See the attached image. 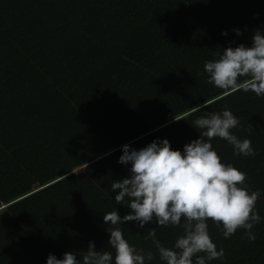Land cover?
Listing matches in <instances>:
<instances>
[{"label":"crops","instance_id":"1","mask_svg":"<svg viewBox=\"0 0 264 264\" xmlns=\"http://www.w3.org/2000/svg\"><path fill=\"white\" fill-rule=\"evenodd\" d=\"M28 1L29 3H27ZM28 1H8L6 6L0 10V12L22 13L25 12L24 9L31 8L33 11H29V13L35 15L30 18L33 23L30 24L31 31L29 32L19 28L25 25H13V27H7V29H2L0 25V32L3 35V37H0V68H2L0 72V100L3 101V103L0 104V112H13L15 110L14 107L19 105L24 111L25 116H34V122L38 121L40 124L42 123L43 129H46L47 120L62 112L63 98L66 101V107L63 109V112L70 111L71 108L74 107L75 112L78 110L83 111L90 122V129L87 133L72 138V141L79 144L80 140L82 144V139H84L86 141L85 144H90L92 147L91 150H84L83 152L78 151L79 156L73 160V156L76 152H74L72 156L69 152L70 147L66 148L64 146L70 156H60L54 159L52 153H50L53 146L50 149L39 147L38 144L46 140H41L40 142L38 139L28 136L25 139V144L29 146L27 151L31 153V156L27 157L26 154L22 152L14 156L18 161L26 165L28 172L31 174L30 177L33 179L32 189L22 193L18 191L12 194L6 193L5 196H7V203L11 205L8 206L20 220L30 228L41 242L46 246L50 245L48 246L50 249L51 246L54 245L55 252H53L58 258H63L62 250L68 252L70 250L73 251V248H63L60 250V248L63 247L62 244L57 245V242H46L43 230L45 231V229H48L50 232L51 227H48L47 224L36 226V223L32 221L33 212L27 211L25 208L28 201L43 199L45 197V194H43L45 190L54 191V205L61 208L62 214L59 220L64 219V221H62L64 225L68 226L77 221L82 222V219L85 220L88 216V226H79V230H85L87 228L84 232H98L101 228H99V225L93 220L94 216L97 217L98 212V210L96 211V209H93L96 205V200L100 199L106 205H110V201L114 203L115 199L110 198L85 173V166L93 160L95 161L105 155L111 154L123 145L129 144L147 133L169 124L175 118L188 113L190 109L196 107L201 102H196L192 105L190 103V105H188V101L185 105L160 108L156 110L154 115H148L149 109L142 104L144 103V97H146L149 89H147L145 95L142 93L135 94L130 83L125 82L124 85L120 86L121 93L119 95H117L119 90L115 89L112 92L114 96L122 97L124 102L119 109L123 112L119 114V116H116L118 113L117 111L114 113V116L103 121L98 120L92 114H87L84 111V107H82V103L76 100L77 96L73 95V93L78 94V91L84 88L88 80H91L89 79V75L93 73L96 76L102 74V78L105 81H107V79L113 80V76L119 75H128L132 78V76H135L131 75L132 72H135L138 78H140V76L149 78L153 73L155 76L157 75L158 77L161 76V78H164L160 74V70H164V66L168 64V62L165 61L171 56L173 50L169 49L170 54L167 55L155 54L151 50L146 52V50L151 45L164 47L165 45L163 44L170 45L171 43L179 48L183 47L181 49L183 50L185 47L183 44L185 43L173 37L172 34L168 35V31L164 26L159 25L160 21L162 23L163 20H159L158 16L165 15L161 10L136 9L140 11L139 14L137 11L118 3H113L124 13L120 15L117 20L114 18V20L110 21L109 12H103L101 10L93 11L91 20L87 21L84 18L86 8L84 4L81 6L79 4L76 5L78 1L60 0V2L56 3L54 0ZM70 2H74L75 7L72 5L70 9H67ZM155 16H157L156 20L150 19L155 18ZM145 17H148V19ZM21 18L22 14L14 23L19 22ZM115 23L120 24L117 25V32L110 26ZM52 24L58 29L56 34H54V38L56 39H51L50 37ZM80 26L87 31L85 38L84 36L81 37L82 31L77 29ZM163 36L167 39L166 41ZM53 40L60 41V43L51 46ZM248 45L250 46L251 43L248 42ZM146 47L147 49H145ZM36 48L40 49L41 53H44L45 61L47 59L52 62L51 68L48 69V71H46L45 68H41L42 72H37L36 69H33V73L29 78L26 79V77L23 76L20 83L15 85L14 81H11V78L16 75L13 71L18 69L12 67L18 65L20 68H23L22 66L29 68L33 60L28 58L24 59L22 57L26 52L28 56H34V53L37 51ZM72 49H76L77 52L73 56L66 52V50ZM55 54H58L59 57H55L53 60L52 57H54ZM83 54L84 56H82ZM196 54L198 55V52ZM47 56L49 57L47 58ZM147 65H149V67H146ZM141 66L143 69H141ZM163 74L166 73L164 72ZM37 76L39 77L38 82ZM174 84H176V82ZM10 87H12V89ZM217 89V93L213 95L214 97L225 94L224 90H219L220 88ZM174 90L182 93V97L186 96L184 92L185 89L182 85L175 86ZM193 95L199 96V94ZM192 99L196 101L195 98ZM207 101H209V99L205 100V102ZM127 102H129V105ZM58 106L61 108L58 109ZM172 108L177 111V115L176 117L174 116L175 118H170L168 120L167 116L170 113L167 112ZM179 111H181L180 115L178 114L180 113ZM25 121L26 118L22 121L23 126ZM59 123L60 127H62L64 121H60ZM110 128H121V130L117 133H113V130ZM45 134L46 132H42L40 138H45ZM90 134H92L91 138ZM113 138L117 139L113 140ZM55 140L56 138L53 137V141ZM108 144L112 145L109 150L106 148ZM50 145L51 144H49V146ZM65 145H68L67 141H65ZM96 147H98L97 150H95ZM60 152H62V149ZM97 154V157L91 159V157ZM18 155H20V158ZM62 158L66 160L63 166ZM71 160L72 162H70ZM81 166L82 172L79 176H75V174L70 175ZM72 176H74L73 178L75 179V188L69 190L68 194H65V197L61 192H57V189H60L62 184L71 180ZM62 202H66V205L61 206ZM20 204L21 206L16 209ZM89 205L92 208V212L86 215L84 211L86 209L88 210L87 207ZM4 206H7V204ZM22 206L24 210H21ZM28 216H30V220ZM72 219L78 220L73 221ZM82 225L84 224L82 223ZM89 229L90 231H88ZM98 234L100 236H103V234L104 236H110V233L107 231ZM221 240L250 243V241H239L229 238ZM58 246L60 247L59 249L56 248ZM0 264L6 263L0 258Z\"/></svg>","mask_w":264,"mask_h":264},{"label":"clouds","instance_id":"2","mask_svg":"<svg viewBox=\"0 0 264 264\" xmlns=\"http://www.w3.org/2000/svg\"><path fill=\"white\" fill-rule=\"evenodd\" d=\"M234 31L242 34L239 29ZM222 34L227 35V31ZM215 55L217 59L204 64L209 84L224 90L225 95L243 90L264 96V31L254 32L251 46L243 43L229 46ZM191 124L200 135L185 144L183 150L173 149L168 139L154 140L138 150L131 144L122 146L123 154L118 162L131 165L130 175L114 181L111 189L116 204H123L131 211L123 217L118 210L110 211L103 215L104 224L117 226L135 221L143 228L155 220L157 227H182L183 234L173 247H166L156 238L157 227L149 229L145 239H152L154 253L137 249L120 227H107L108 244L115 252L114 264H148L156 254L165 264H207L222 260L225 250H218L213 242L209 220L217 227L222 226L225 238L243 229L250 242L256 240L252 229L262 219L256 208L261 192L250 190L247 173L223 162L211 143L221 138L233 146L234 155L254 157L257 153L251 140H241L232 133L240 121L227 108L222 113H205ZM47 264H113V253L97 250L95 241H90L82 262L75 252L68 251L62 259L50 254Z\"/></svg>","mask_w":264,"mask_h":264},{"label":"trees","instance_id":"3","mask_svg":"<svg viewBox=\"0 0 264 264\" xmlns=\"http://www.w3.org/2000/svg\"><path fill=\"white\" fill-rule=\"evenodd\" d=\"M129 9L161 10L165 15L162 26L173 37L182 40L186 45L199 49L198 53L205 57L214 58L216 52H223L225 46L229 47L231 34L234 33L248 45L252 43V36L256 30L264 31V0H113ZM155 18H150L156 20ZM159 17V16H158ZM148 19V17H145ZM149 19V20H150ZM160 19V20H161ZM161 23V21H160ZM221 26L220 32L213 30L215 39L223 35V43L216 42L213 37H208L210 24ZM236 29L242 34L238 35ZM199 36L206 38L204 43H199ZM17 106V107H16ZM14 107L12 115H0V192L19 193L32 189L33 179L25 164L14 156L23 152L19 143L25 127L24 111L19 105ZM20 109H19V108ZM227 108L241 122L240 126L232 129V133L239 139L248 138L252 142L257 155L236 156L234 148L226 140L215 138L211 141L214 150L221 156L223 162L247 173V184L250 190H259L264 199V96H256L254 92L236 91L228 95H218L207 102L198 104L188 113L174 119L169 124L163 125L152 132L132 141L134 149H140L154 140L168 139L173 149L183 150L184 145L199 138V130L192 126V121L208 112H219ZM198 109V110H197ZM2 112H0L1 114ZM24 115V116H23ZM22 117V119H20ZM12 129V133L2 130ZM27 130V129H26ZM23 132V133H22ZM27 138V136H26ZM25 138V139H26ZM25 142V140H24ZM28 145H26V150ZM123 154L120 147L111 154L93 160L85 166V173L110 197L114 199L115 193L111 189L114 181L130 175V164L119 163ZM20 158V155L18 156ZM28 172V173H27ZM4 173H6L4 175ZM22 183H18L19 178ZM8 200H0V258L6 264H47L50 254L48 246L28 228L20 218L7 205ZM217 249L223 248L225 254L236 251L238 257L229 256L222 260L208 261L207 264H264V246L253 243L216 241ZM147 251V250H145Z\"/></svg>","mask_w":264,"mask_h":264},{"label":"rangeland","instance_id":"4","mask_svg":"<svg viewBox=\"0 0 264 264\" xmlns=\"http://www.w3.org/2000/svg\"><path fill=\"white\" fill-rule=\"evenodd\" d=\"M8 1H14V0H0V10L4 8L7 4ZM24 1V0H22ZM28 1V0H27ZM56 2H60V0H54ZM73 1H78L76 3L79 4L80 6L84 4L86 11L84 18L89 21L91 20L93 11H108L109 12V18L110 21L114 20V18L117 20L120 15H123L124 13L120 11L118 7L115 6L116 3L113 0H73ZM29 3V1L27 2ZM112 4V5H110ZM72 5L75 7L74 2H70L69 5L67 6V9H70ZM114 5V6H113ZM25 12H0V25L2 29H7V27H13L14 26H23L24 27H19L21 30L25 29L27 32L31 31L30 24L33 22L30 20L33 16H35L32 13H29V11H33L31 8L30 9H24ZM22 14V18L19 22L14 23L16 19H18ZM164 16H159L158 19L160 20ZM163 23H159L161 25ZM117 25H120L119 23L111 24L116 31L118 28ZM52 32L50 34L51 39H56L54 38V34H56V31L58 30L57 27H54L52 24ZM209 31L206 33L208 37H214L213 35V29L218 30L220 32H223L221 30L220 25L216 24H210L209 26ZM78 30L82 31V36L85 38V34H87V31L82 27H78ZM117 32V31H116ZM166 33V32H163ZM167 34V33H166ZM171 33L168 32V35ZM222 34V33H221ZM79 35V34H78ZM232 40H229V46L236 47L240 44H245L242 41V38L237 36L236 34L232 33ZM0 37H3V35L0 32ZM165 41L167 40L165 36H163ZM224 36L223 34L215 39L216 42L223 43L224 41ZM199 43H204L206 38L199 36ZM60 43V41L53 40L51 46ZM252 44V43H251ZM165 45L164 47H158L155 45H151L148 49L147 47L145 49L146 52L152 51L155 54H160V55H167L170 54L169 49L173 50L171 52V56H169L165 61L168 62L166 66H164V70H160V74L162 75L161 78L158 77L157 75L155 76L154 73L151 74V77L149 78H143L140 76V78L136 77V73L132 72L130 76L126 75H119V76H113V80H108L105 81L102 78V74H98L97 76L93 74L89 75L88 82L84 86V88L80 91H78V94H74L77 96L76 100L80 103H82V107H84V111L87 114H92L95 118L98 120H103L105 121L107 118H110L111 116H114V113L118 111L116 116H119L123 111L119 110L121 106L124 104L122 97L120 96H114L113 91L119 90L117 92V95L121 93L120 86L124 85L125 82H129L130 85L133 87L135 94L142 93L145 95L147 89H149L146 97H144V103L142 104L143 106L147 107L149 109L148 115H154L156 113V110H159L160 108H166V107H175L177 105H185L188 101V105H191L196 102H205V100H210V98H213L214 94L217 93L216 90L217 87H215L213 84H209L207 82L208 80V74L204 70V64L206 61L210 60H215L217 57L215 56L214 58L212 57H205L204 55L198 53L196 54L199 49L196 47H191L189 44H183L185 47L183 50L182 48H179L175 46L174 44H163ZM246 45V44H245ZM249 46V45H246ZM251 46V45H250ZM227 48V45L225 46ZM51 49V48H50ZM36 52L34 53V56H28V53L26 52L25 55H23L22 58H28L34 61H32V65L29 68H26L25 66H22L23 68H20V66H13L12 68H17L18 70H14V74H16L13 78H11V81L13 80L15 85H18L21 81V79L24 77L29 78L32 73L33 69H36L37 72H42V69L45 68L46 71L50 69L52 62L46 59L44 60V53H41L40 49L36 48ZM53 51V50H52ZM67 54L73 56L76 54V49L72 50H66ZM53 53V52H52ZM50 56V55H49ZM47 56V58L49 57ZM53 56V55H52ZM84 56V54L82 55ZM55 57H59L58 54H55L52 59L54 60ZM34 58V59H33ZM52 60V61H53ZM146 67H149L147 65ZM11 68V69H12ZM42 68V69H41ZM141 69L143 67L141 66ZM2 71V68H0V72ZM166 74H163V73ZM120 77V78H118ZM38 76H37V82H38ZM36 79V77H35ZM244 78L242 77L241 80ZM176 82L177 85H182V87L185 89L184 92L186 93L185 97H182L179 91L174 90L175 86H177L174 83ZM12 89V87H10ZM187 90V91H186ZM222 90V89H219ZM104 91V92H103ZM196 94L199 96H195L193 94ZM195 98L196 101H193ZM134 100V98H133ZM119 101V102H118ZM203 101V102H202ZM3 101L0 100V104H2ZM129 105V102H127ZM66 101L62 98V112L54 115L51 117V119L47 120V127L46 129H43L42 123L40 124L38 121L34 122V116L31 117V115L24 116L26 118L25 124H24V133L21 137L20 140H18L16 143H19L21 146V149L23 150V154L25 153L27 157L31 156V153H29L26 150V144L24 142L26 136H30L32 138L38 139L40 142L41 140H46L45 142H41L38 144L39 147H44L46 149H50L53 146V149L51 150L50 153H52L54 159H57L60 156H70L68 152L66 151L68 147L70 154L74 158H77L79 156L78 151L83 152L84 150H91V145L85 144L86 141L82 139V144L81 141L79 140V144H76L75 142L72 141V138L79 137L80 135H85L87 131L90 129L89 125V119H87L85 113L83 111L78 110L74 111V107L71 108L70 111L63 112V109L66 107ZM187 105V107H188ZM186 107V108H187ZM61 108L58 106V109ZM176 112L175 110L169 109L167 113H170L167 116V119L169 120L170 118H175L176 117ZM179 115L181 114V111H179ZM4 113L2 112L0 115H12L15 116L16 114L14 113ZM63 114V115H62ZM65 116V117H64ZM115 116V117H116ZM175 116V117H174ZM22 119V117H20ZM60 121H64L63 126L60 127ZM241 124V122H240ZM27 129V130H26ZM113 130V133H117L121 128H110ZM3 132L7 131L9 133H12V129H3ZM42 132H46L45 138H40ZM92 134H90V138ZM53 137L56 138L55 141H53ZM117 138H113V140H116ZM65 141H67L68 145H65ZM49 144H51L49 146ZM66 148H65V147ZM29 147V146H28ZM112 147L111 144L107 145V149L109 150ZM62 149V152L60 150ZM98 147L95 148L97 150ZM33 151V149H32ZM101 152V151H100ZM101 155V154H100ZM19 156V155H18ZM97 155L91 157V159H94L97 157ZM2 155H0V160L2 159ZM62 158V166L65 165L66 160ZM72 162V160L70 161ZM81 165V164H80ZM82 166L77 168L74 173H71L70 175L79 176L80 173L82 172L81 170ZM6 173H4L5 175ZM69 175V176H70ZM72 176L71 180H68L66 183L61 185L60 189H57V192H61L63 196L66 197L68 194V191L71 189L75 188V179ZM20 180L17 181L18 183H22V178H19ZM58 183V182H57ZM45 194V197L41 200H33V201H28L26 204L25 208L27 211H32V221L36 223V226L38 225H45L47 224L48 227H51V230L49 232L48 229H45L44 233V238L46 242L50 243H56L57 245L62 244L63 247H56L57 249L60 248L62 250L63 248H69L72 247L73 251L78 255V259L82 261V254L85 252L88 247L90 241H95V246L97 250L100 251H111L113 253V257L115 256L114 250L111 248V246L108 244V241L110 239V236H100L98 233L100 232H106L107 227H120L125 238L132 244L134 245L137 249H143V250H151L154 253H156L155 245L153 244V241L151 238L145 239V236L147 235V232L149 229L153 227H157L156 221L153 220L152 223L145 224L143 228H141L138 224V222L132 221V222H125V224L117 225V226H112V225H105L103 221V215L113 211V210H118L119 214L121 217L124 215L128 214L131 210L127 208L123 204H116V202L112 203L110 201V205H106L104 202H102L100 199L96 200V205L93 207V209H96L97 212V217L94 216L93 220L96 224L99 225V228H101L98 232H84L87 230H79V226H88L87 219L89 218L87 216V219H82V222L77 221L74 222V224H70L68 226L64 225L62 221L64 219L59 220L61 218V208L58 206H55V193L54 191L51 190H45L43 192ZM66 194V195H65ZM7 199V196L5 194L0 193V200L1 202L5 201ZM110 200V198H109ZM61 206L66 205V202H62ZM7 205H10V203H7ZM11 206V205H10ZM21 206V204L16 208L18 209ZM88 210L86 209L84 211V214L88 215L91 214L92 208L89 205ZM91 208V211H90ZM256 208L259 212V215L261 216V222L256 224L252 231L256 235V240L254 242H250L253 244H256V246H264V199H258ZM15 209V210H16ZM23 209V206L21 208ZM95 211V213H96ZM16 212V211H15ZM25 212V211H24ZM17 213V212H16ZM18 214V213H17ZM28 219L30 220V216H28ZM78 220V219H72ZM81 224H79V223ZM183 218L181 223L183 224ZM82 223L84 225H82ZM209 224V232L210 235L213 239V242L216 244V241H219L221 239H226L221 231V227H217L216 224H214L211 220L208 221ZM90 231V229L88 230ZM157 239L164 244L166 247H173L175 240L183 234V229L182 227H175V226H167V227H157ZM241 237H244V239H241ZM50 238V239H49ZM52 238V239H51ZM229 239H234V240H239V241H249L248 238L245 236V230L243 229H238L237 232L230 237ZM68 245V246H67ZM50 246V245H48ZM52 253L56 255L54 245L51 246ZM54 251V252H53ZM71 251V250H70ZM67 251H63L64 253ZM236 251L231 250L229 251V256L232 257H238L236 254ZM203 255V254H201ZM227 254H225V258L228 257ZM58 258V257H57ZM62 259V258H61ZM195 260V257L193 258ZM215 261V260H212ZM208 263V262H207ZM148 264H165V262L161 261L159 259L158 254L155 255V258L151 261L148 262Z\"/></svg>","mask_w":264,"mask_h":264}]
</instances>
